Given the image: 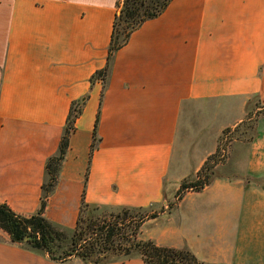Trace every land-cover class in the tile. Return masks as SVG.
I'll use <instances>...</instances> for the list:
<instances>
[{
	"label": "crops",
	"instance_id": "0c3cea01",
	"mask_svg": "<svg viewBox=\"0 0 264 264\" xmlns=\"http://www.w3.org/2000/svg\"><path fill=\"white\" fill-rule=\"evenodd\" d=\"M116 13L117 0H0V202L37 211L46 160L72 101L85 97L47 219L73 232L82 197L95 206L159 204L144 239L188 247L208 264H264V117L248 141L232 143L230 172L215 176L216 165L208 184L167 208L223 129L264 101V0H170L113 52L103 85L91 77L106 64ZM207 136L212 147L185 171ZM68 263L94 264L53 259L0 228V264ZM104 264L145 262L132 253Z\"/></svg>",
	"mask_w": 264,
	"mask_h": 264
},
{
	"label": "trees",
	"instance_id": "16d2710c",
	"mask_svg": "<svg viewBox=\"0 0 264 264\" xmlns=\"http://www.w3.org/2000/svg\"><path fill=\"white\" fill-rule=\"evenodd\" d=\"M170 0H149L151 6H145L146 0H125L122 20L126 22L122 29L117 30L116 16L113 22L111 39L108 46L106 64L95 71L91 79L98 77L105 85L113 52L126 42L131 31L143 20L159 14ZM85 97L72 101L66 117L65 128L59 141L56 154L48 157L45 163L47 179L42 183V193L39 207L30 215H23L11 208L6 202H0V228L6 231L12 241L27 242L32 247L44 249L51 258L67 260L71 255H77L86 262L104 264L115 255L138 253L145 264H208L199 259L188 247H176L156 243L151 238L139 237L142 223L155 217L163 210L147 211L145 207L123 206L122 211L111 213L109 216H82V209L89 204L81 199L79 214L76 219L69 246L62 248L61 239L64 231L54 225L43 215L46 198L53 187L59 164L64 157L69 144V135L74 129L75 118L82 110ZM250 112V111H249ZM249 112L241 121L250 117ZM98 121L96 115L94 127ZM230 129L225 127L219 137L215 150L208 154L195 173V178H183L174 193V199L168 202L167 208L175 205L188 190H199L208 184L213 176L215 166L225 154L221 153L224 134ZM96 137L90 143V153L95 147ZM70 264V263H68Z\"/></svg>",
	"mask_w": 264,
	"mask_h": 264
},
{
	"label": "rangeland",
	"instance_id": "374dc122",
	"mask_svg": "<svg viewBox=\"0 0 264 264\" xmlns=\"http://www.w3.org/2000/svg\"><path fill=\"white\" fill-rule=\"evenodd\" d=\"M125 0H117V13H116V20H117V30H123L122 26L126 23L122 20V11ZM149 0H146L145 6H151L152 3L148 2ZM249 115L250 117L246 119L245 121L239 123L236 125L233 129H229L222 138L221 144L223 145V149L221 150V153H224V158L217 163L218 168L216 171V175L222 172H230L231 168L233 167V163L229 162L228 164H225L229 149L236 140H242V141H248L252 136H254L256 130H255V123L258 118L264 117V101H256V104L251 106L249 109ZM219 140V139H218ZM214 143V139L211 136H207V138L204 140L203 144L201 145L200 149L197 152H194V154L191 156L190 162L188 163L187 167L184 170H188L191 168L192 165H194L199 156L200 151L206 150L208 148H211ZM235 153H237V150H235ZM217 167V166H215ZM187 179H193L195 178L194 174H189ZM204 194V193H201ZM171 201V200H170ZM162 205H152L147 208V211H153V210H159ZM122 211V207H108V206H95V205H89L88 207H85L82 209V216L88 217V216H109L111 213H116ZM159 222L150 223V221L143 222L141 225V231L139 232V236L145 238L149 232H151ZM64 231V237L60 241L61 249L69 246L70 244V238L71 233ZM125 256L124 254L115 255L114 257H121Z\"/></svg>",
	"mask_w": 264,
	"mask_h": 264
}]
</instances>
